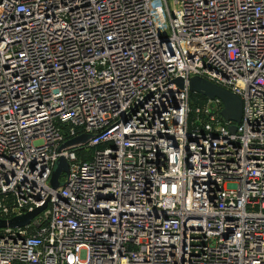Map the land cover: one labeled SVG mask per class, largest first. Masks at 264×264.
<instances>
[{
	"label": "built area",
	"instance_id": "2783aa9c",
	"mask_svg": "<svg viewBox=\"0 0 264 264\" xmlns=\"http://www.w3.org/2000/svg\"><path fill=\"white\" fill-rule=\"evenodd\" d=\"M39 208L0 264H264V0H0V219Z\"/></svg>",
	"mask_w": 264,
	"mask_h": 264
},
{
	"label": "water",
	"instance_id": "95a60500",
	"mask_svg": "<svg viewBox=\"0 0 264 264\" xmlns=\"http://www.w3.org/2000/svg\"><path fill=\"white\" fill-rule=\"evenodd\" d=\"M175 82L176 85L180 88L183 87L184 85V82L181 78L176 79ZM188 88L191 92L200 94L206 98L220 99L221 102L223 103V109L221 111V115L226 121L234 122V124L230 126V130L232 132L236 131L237 124L241 121L242 118V108H243L242 101L237 95L201 77L191 78L188 82ZM91 138H92L91 135H84L82 137H77L66 143L61 148V150L86 144ZM67 172H68V162L61 157L56 162L55 169L53 170L51 177V185L53 187H58L60 184L59 182L60 174ZM41 209L42 208L36 209L32 213H27L21 216H17L8 221L0 219V228L5 226H10V227L24 226L28 224L30 220Z\"/></svg>",
	"mask_w": 264,
	"mask_h": 264
},
{
	"label": "trees",
	"instance_id": "16d2710c",
	"mask_svg": "<svg viewBox=\"0 0 264 264\" xmlns=\"http://www.w3.org/2000/svg\"><path fill=\"white\" fill-rule=\"evenodd\" d=\"M192 97H193V99H199V100L204 99L202 96L194 95V94H192Z\"/></svg>",
	"mask_w": 264,
	"mask_h": 264
}]
</instances>
